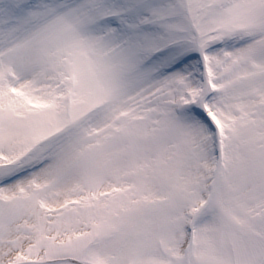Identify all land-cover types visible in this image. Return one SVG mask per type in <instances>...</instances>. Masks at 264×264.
<instances>
[{
  "label": "snow or ice",
  "instance_id": "6c2138e0",
  "mask_svg": "<svg viewBox=\"0 0 264 264\" xmlns=\"http://www.w3.org/2000/svg\"><path fill=\"white\" fill-rule=\"evenodd\" d=\"M0 264H264V0H0Z\"/></svg>",
  "mask_w": 264,
  "mask_h": 264
}]
</instances>
